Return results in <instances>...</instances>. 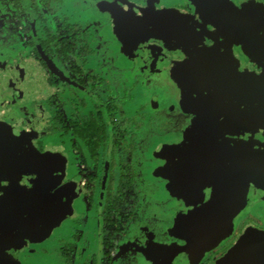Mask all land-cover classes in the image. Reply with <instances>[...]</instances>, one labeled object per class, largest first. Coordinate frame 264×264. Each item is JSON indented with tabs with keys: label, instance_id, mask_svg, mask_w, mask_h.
Listing matches in <instances>:
<instances>
[{
	"label": "flooded vegetation",
	"instance_id": "flooded-vegetation-1",
	"mask_svg": "<svg viewBox=\"0 0 264 264\" xmlns=\"http://www.w3.org/2000/svg\"><path fill=\"white\" fill-rule=\"evenodd\" d=\"M95 2L89 15L88 8L72 9L68 0H11L16 16L25 14L29 23L8 20L5 31L0 30V121L15 133L2 150L18 154L8 164L10 171H3V177L13 179L0 181V210L7 216L16 202L9 194L23 189V213L47 216L41 227L32 226L23 249L10 252L12 257L21 256L18 264H67L63 254L72 245L67 233L78 225L83 240L99 255L132 220L133 206L122 211L124 196L141 198L140 184L146 182L151 184L146 193L152 199L146 212L150 224L143 226L141 219L134 237L139 245L126 252L123 264H144L147 256L151 260L146 264H264V2ZM61 17V24L53 27ZM96 19H110L113 31L133 41L142 38V74L132 80L109 78L110 67L103 68L98 50ZM40 23H48L42 29L45 35L39 34ZM84 25L92 30L95 50L81 37ZM22 30L32 32L31 49L20 42ZM78 45L94 54L87 77L82 68L75 67L70 75L56 65L59 58L69 60ZM13 48L26 53L30 66L17 68ZM119 67L136 68L133 63ZM90 78L98 89L111 88L112 93H91ZM70 88L80 90L83 102L76 117L62 112L63 130H58L41 103L56 93L66 95ZM124 105L132 112L128 137L115 129ZM126 141L130 145L123 154ZM103 143L108 144L105 177L92 176V181L104 188L105 205L93 209L89 202L95 187L87 181L84 193L78 167L70 162L83 153L85 161L99 163ZM54 155L52 170L61 166V175H54L55 185L43 193L37 183H44L47 168L41 162ZM51 204L58 205V212L44 214L47 207H42ZM83 217L88 223L80 224ZM5 218L3 228L10 237L15 224ZM143 230L155 233L158 244L147 247ZM93 259L86 264H95Z\"/></svg>",
	"mask_w": 264,
	"mask_h": 264
},
{
	"label": "rangeland",
	"instance_id": "rangeland-1",
	"mask_svg": "<svg viewBox=\"0 0 264 264\" xmlns=\"http://www.w3.org/2000/svg\"><path fill=\"white\" fill-rule=\"evenodd\" d=\"M95 1L96 0H68V4L70 5L72 9L77 8V9H81L85 11L86 8H88L90 12L92 5L97 4V2ZM40 2H42V0H40ZM16 13L17 12L12 10L11 0H0V30L5 31L4 26L8 25V20L9 22H13L14 21L13 19L21 18L20 21H25L26 23H29V19L28 17L25 16V14L18 13L19 15L16 16ZM88 14L91 15V12ZM58 15L60 14L58 13ZM60 19H61L60 21L59 20L53 21V24H55L53 27L61 24L62 17ZM109 20L110 19H96V24H95L96 32L100 37L98 50H99V53L101 54V60L105 62V65L103 66V68L107 65H108V68L110 67V70L108 72L110 75L109 78L113 80H118L124 77H128L132 80L135 77V75L138 76V74H142V70H143V68L140 67L141 64L143 63V51L141 48L142 42L140 41L142 40V38L136 39L135 41H133L130 35L128 34H123V33L118 34L119 33L118 31H113V29L109 27V24H110ZM47 24L48 23H40V27L38 29L39 34L41 33L45 35V31H43L42 29H43V26L45 27V25ZM83 28L84 29L81 30L80 32L83 33L84 35H82L81 37H84V39H86V43H88L89 48H91L92 50H95L94 39L91 36L92 30H88V29L85 30V28H87V26L85 25L83 26ZM11 29H14V27L12 26ZM31 35H32L31 31H28L27 33L23 31V33L20 34L19 36L20 42L24 44L27 43L29 49H31V44H30ZM79 47L80 45L77 46V48L75 49L74 53L71 55L69 60L62 61L59 58V61L56 62V65L63 73H70V75H74L75 71L73 69L75 67L80 68V69L82 68L83 76L87 77L88 75H90V73H92L91 72L92 65H93L92 59L94 57V54L92 53L89 54V52H85V51L84 53L83 51L79 50ZM13 50L17 54V57H15V62H17L16 63L17 68H18V65L19 67L23 65L30 66L29 62L27 63L26 53H21V50L18 48H13ZM164 59L167 62L165 57ZM132 63L136 66V68L129 70V71L123 70L121 67H119V65L132 64ZM147 70L148 72L151 71L150 68H148ZM156 70L157 69H155V71ZM144 72L145 71H143V73ZM76 76L80 77L79 74L77 73H76ZM86 80H87V89L91 90L90 91L91 93H95L96 90H99L103 97H106L108 94L112 93L111 88L98 89L91 78L86 79ZM45 82H46V79H45ZM80 93H81L80 90L77 91L76 88H70V91H68L66 95L56 93V94H53L52 99L50 97L49 99L46 98L44 100V103H41V106H45L47 110H49L47 112L48 116H50L51 118H54V120L56 121L55 127L58 126L57 128L58 130L60 129L63 130V121H61V117L63 116V114L65 115V112L62 113L63 111H67V115L72 116V117H76L79 114V108L77 107L82 105L80 102H83V98L80 99V97L82 96V95H79ZM90 95L91 94H89V96ZM75 96L77 97V99L81 101H78L75 98ZM16 99H19V101L22 100L21 95L17 96ZM38 102L39 101H37V103ZM87 104L89 106L91 105L89 102V99L87 100ZM29 107H32V106L29 105ZM118 110L120 113L117 114L115 117V120H116L115 129L117 130L118 134L119 132L123 133V131H125V136L128 137V135H131L133 131V127H132L133 120L131 118L132 116H130L132 115V112L130 111V109H128V106L126 105H124L122 108H119ZM127 119L128 121H125ZM123 121H125V123H123ZM12 134L15 135L14 132L10 131V127L8 126L7 122L0 121V150L4 148H8V146L10 145L11 139L14 138ZM125 136L123 138H125ZM16 139L18 140L17 137ZM129 145L130 144L126 141L124 145L123 154L127 153ZM34 148L37 150L36 147ZM12 151L13 153L9 151L7 155H5V151L4 153H3V150L0 151V173H1L0 176L6 175V172L3 174L4 170L10 171V168H7V167H8V164L11 163V161L12 162L16 161L15 156L18 154L15 152V149H12ZM37 151L40 153V155L42 156L45 155L42 152H40L39 149ZM27 152L30 153V149H28ZM27 152H25V155L27 154ZM101 152H102L103 157L100 159L99 163H96V162L94 163L90 158H87V161H85L86 159L81 157L83 153H80V155L74 157L72 161L70 162L71 166L78 167L76 170L77 175L72 174V177H74L75 175L80 177V185H82L84 189L83 192L84 193L88 192L87 189L84 188V185L87 181H89L88 186L91 185L92 189L95 187L94 200L93 202L92 201L89 202L91 203V206L93 209L99 204L103 206L105 205L106 192L104 191V188H102L99 185V182L95 183L92 181V176H97L98 178L105 177V164H106L105 162L107 160L106 157L108 154V144L103 143ZM120 152L122 153V150ZM57 153L59 154V152ZM134 157H135L134 154H132L130 156V159H133ZM55 161H57L56 156L53 159L51 157L50 160L48 161L43 160L41 162V164L43 165L44 171L47 168V170L45 171V176L43 178L44 183L43 182L37 183L39 186H41L43 193L49 191L48 188L51 187L52 185H55V183L51 182L54 175L56 176L61 175V172H60V170H62L61 166L60 167L57 166L54 170H52L53 162ZM7 178L10 182L13 179L12 177L10 178L7 177ZM46 185H47V188L45 187ZM150 187H151V184H147L146 182H144L143 184H140L139 190H141L140 193L142 194H140L141 198L139 197V195H137V200H136V196H133V197L124 196L123 198L124 208L122 210L123 213L125 212L128 213L129 211L128 207L133 206L134 207L133 212L135 216L133 215L132 220L130 221L128 226L125 225V227L121 229V232H117L114 235V237L111 238L112 241L106 244V247L103 248V251L99 255L95 254L97 253L95 246L91 247L90 242L88 243L86 242V240H83L82 238L83 236H81V233L79 232L80 229H79V225L77 222L78 227L73 226L70 232L67 233V236H68L67 239L72 244L67 247V250L63 254V256L66 259L67 264H86L87 261H90L91 263V260L93 258L96 261L95 264H123L122 262L125 260L126 252L128 250L131 251V248H135L137 245H139L137 243V240L134 237L136 235L135 230L142 223L141 219H143V226L145 224H150V221H148L146 218V212L148 213L150 210L148 209V206L150 205V202L152 201V199H150L148 195L146 194L147 191H150L151 189ZM22 191L23 189H20L17 192H15V194L13 195L11 194L12 197L9 194V198L13 199L14 202L15 201L16 202L14 203L15 206L9 208L7 212L12 213V215L15 214L16 216H18V218H12L13 216L9 215L8 213L6 216V214H4V210H0V215H1L0 216V236L3 237L1 238V241H0L2 243V246H0V264L9 263V262L13 264H18L21 256H19V258L18 257L14 258L12 257L13 255L10 252L15 253L16 251H18V249H21V248L23 249L24 247L23 245L25 244L27 238H29L33 233L32 226L41 227L40 222H42L45 219L44 217H47V216H42V214L38 215L37 217H34L35 214L34 216H31L29 215L27 211L23 213L22 209L24 210V208H23L22 200H21L23 198V195L21 193ZM117 194L121 196L120 192H118ZM60 199L62 202L63 200L62 195ZM60 199H57V200H60ZM45 201L50 204L49 198H46ZM45 207H47V209L46 211H44V214L50 213L54 215L55 213L58 212V205H56V207H53L52 204L49 206L45 205L42 207V209H44ZM27 215H28V218L25 217ZM19 216H21V218L23 217L24 224L22 223ZM5 217L12 218L11 220L7 221V224H15L13 227L14 229L13 235L12 236L10 235V237H9L8 230L3 228L2 222H4V220L6 222ZM150 219L151 221H153V223L156 221V217L154 216H151ZM81 220H82L81 223L79 222L80 224L84 222L88 223V220L86 221L84 217L81 218ZM144 234L145 232L143 230V235ZM143 235L141 238L144 239V242L147 247L149 245L151 246V245L158 244L159 239L157 238L155 233L147 232L144 236ZM81 239L84 241L83 243H81ZM13 248L16 250L11 251L13 250ZM132 252L133 251H131V253ZM144 257H146V255ZM143 260L145 261V262L143 261L144 264H146L147 262L151 260V258L147 256Z\"/></svg>",
	"mask_w": 264,
	"mask_h": 264
},
{
	"label": "snow or ice",
	"instance_id": "snow-or-ice-1",
	"mask_svg": "<svg viewBox=\"0 0 264 264\" xmlns=\"http://www.w3.org/2000/svg\"><path fill=\"white\" fill-rule=\"evenodd\" d=\"M262 2H264V0H262ZM3 179H5V177L0 176V181H2Z\"/></svg>",
	"mask_w": 264,
	"mask_h": 264
}]
</instances>
